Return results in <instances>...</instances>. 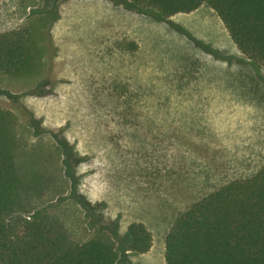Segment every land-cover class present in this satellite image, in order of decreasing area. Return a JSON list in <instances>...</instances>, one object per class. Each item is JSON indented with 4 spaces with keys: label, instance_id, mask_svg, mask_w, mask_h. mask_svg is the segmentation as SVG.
Wrapping results in <instances>:
<instances>
[{
    "label": "rangeland",
    "instance_id": "374dc122",
    "mask_svg": "<svg viewBox=\"0 0 264 264\" xmlns=\"http://www.w3.org/2000/svg\"><path fill=\"white\" fill-rule=\"evenodd\" d=\"M16 29L41 60L23 79L0 74V108L58 177L44 210L75 243L142 223L151 247L129 259L165 264L181 214L264 166V69L207 5L158 20L110 0H0V33Z\"/></svg>",
    "mask_w": 264,
    "mask_h": 264
},
{
    "label": "trees",
    "instance_id": "16d2710c",
    "mask_svg": "<svg viewBox=\"0 0 264 264\" xmlns=\"http://www.w3.org/2000/svg\"><path fill=\"white\" fill-rule=\"evenodd\" d=\"M110 1L158 20L207 5L238 51L256 70L264 69V0ZM41 54V44L27 30L0 33L1 75L23 79L35 73ZM48 173L43 154L31 148L13 113L0 108V264H134L128 251L149 250L151 236L142 223H130L122 239L116 222L104 224L100 217L95 221L103 223L101 232L75 243L64 222L44 210L59 183ZM81 207L85 217L95 208L84 200ZM164 263L264 264V166L181 214L165 236Z\"/></svg>",
    "mask_w": 264,
    "mask_h": 264
},
{
    "label": "bare ground",
    "instance_id": "6f19581e",
    "mask_svg": "<svg viewBox=\"0 0 264 264\" xmlns=\"http://www.w3.org/2000/svg\"><path fill=\"white\" fill-rule=\"evenodd\" d=\"M55 67H56V66H55ZM54 70H58V69L56 68V69H54ZM59 72H60V71H59ZM61 73H62V72H60V75H61ZM51 75H52V74H51ZM60 75H59V76H60ZM66 75H67V74H66ZM62 77H63V75H62ZM55 78H56V77H55Z\"/></svg>",
    "mask_w": 264,
    "mask_h": 264
}]
</instances>
